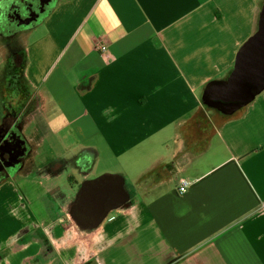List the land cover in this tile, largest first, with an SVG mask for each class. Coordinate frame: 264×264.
I'll return each instance as SVG.
<instances>
[{
  "label": "crops",
  "instance_id": "obj_1",
  "mask_svg": "<svg viewBox=\"0 0 264 264\" xmlns=\"http://www.w3.org/2000/svg\"><path fill=\"white\" fill-rule=\"evenodd\" d=\"M263 4L57 0L23 27L0 15V126L14 109L31 147L0 176V264H264V91L233 114L204 99ZM61 87L59 109L47 93Z\"/></svg>",
  "mask_w": 264,
  "mask_h": 264
},
{
  "label": "water",
  "instance_id": "obj_2",
  "mask_svg": "<svg viewBox=\"0 0 264 264\" xmlns=\"http://www.w3.org/2000/svg\"><path fill=\"white\" fill-rule=\"evenodd\" d=\"M26 3V2H25ZM49 9L55 6L57 0L42 2ZM24 4V3H23ZM28 4V3H27ZM27 4L25 7L27 8ZM41 11L44 12L42 9ZM42 17L35 16L23 20L26 26L40 21ZM264 91V4L258 20V28L241 46L237 53L235 65L228 78L209 82L205 88L206 103L225 114H233L236 110L253 102ZM9 132V131H8ZM12 135L11 133H9ZM8 133L0 137V158L9 154L11 164L6 166L14 169L23 164L28 157L29 147L22 133L17 136L15 144L8 150L2 148L10 140ZM1 162V160H0Z\"/></svg>",
  "mask_w": 264,
  "mask_h": 264
},
{
  "label": "flooded vegetation",
  "instance_id": "obj_3",
  "mask_svg": "<svg viewBox=\"0 0 264 264\" xmlns=\"http://www.w3.org/2000/svg\"><path fill=\"white\" fill-rule=\"evenodd\" d=\"M47 1L48 0H25L22 7L17 6V8L13 9V11H10V14L9 13H5V14L1 13L0 15H1V17L2 16L9 17V15L10 16L14 15L13 18L15 19V22L13 23V25L14 26L18 25L20 27L21 26L23 27L26 25L23 20H26L29 18H34L35 16L43 18L47 14V11H49L51 8L49 9L48 5H45L44 3H42V2H47ZM25 4H27V8L25 7ZM24 8L26 11L24 10ZM42 9L44 10V12L41 11ZM42 18H41V20H42ZM16 19H19V20H16ZM3 28L5 29V27H3ZM8 112H10L8 114L9 118H7L6 122L0 126V137L8 133L7 137H9L10 140L13 139L12 141H8L4 145H1L2 148L7 149V150L15 144V140L17 139V136H14V134L18 133V132L21 133V131H20L21 122L17 121V119H16V122H14L15 116H16L15 110L9 109ZM11 115H13V118H10ZM9 133H11L12 135H10ZM28 147L31 148L30 145ZM4 155L5 156L0 158V160H1V162H0V176L12 174L15 170V168L11 169L9 167H6V166L11 164V159H10L9 154L6 153Z\"/></svg>",
  "mask_w": 264,
  "mask_h": 264
},
{
  "label": "rangeland",
  "instance_id": "obj_4",
  "mask_svg": "<svg viewBox=\"0 0 264 264\" xmlns=\"http://www.w3.org/2000/svg\"><path fill=\"white\" fill-rule=\"evenodd\" d=\"M24 10H25V8H24ZM25 11H26V10H25ZM21 27H22V26H21ZM22 41H23V40H22ZM22 41H19V46L22 44ZM7 49H8V48H7ZM14 50H15V51H14V54H15V53L17 54L16 59H18V60H16V63H17V64H18V63L22 64V63H23V59H22V58L20 59V52H21V50L19 49V47L17 46V44H16V49H14ZM0 51L5 52L4 56L7 55L5 50H3V49L0 48ZM10 63H11V70H12V68L15 69V68H16V64H15V62H12V61L9 60V65H10ZM11 73H12V71H11ZM62 90H63L62 87L59 88V90H58L56 96H54V97H52V95H50V93H47V96L51 99V101H52V102H53V103H54L59 109L62 108V107H61L62 99L60 98ZM2 95H3V94H1L0 97H1ZM5 97H6L8 100L12 98V97H10L8 94H6ZM0 102H1V105H0V110H1V109L3 108V106H4V103H3V100H1ZM7 103H8V102H7ZM17 105H18V104H17ZM246 106H247V105H246ZM244 107H245V106H244ZM242 108H243V107H242ZM4 109H5V108H4ZM63 110H65V109H63ZM7 111H9V110L5 109V116H6V114H7ZM57 118H59V115L57 116ZM65 223H66V222H65ZM66 230H68V228H67ZM76 239H77V237H76ZM76 239H75V238L73 239V240H75L74 242H76Z\"/></svg>",
  "mask_w": 264,
  "mask_h": 264
},
{
  "label": "built area",
  "instance_id": "obj_5",
  "mask_svg": "<svg viewBox=\"0 0 264 264\" xmlns=\"http://www.w3.org/2000/svg\"><path fill=\"white\" fill-rule=\"evenodd\" d=\"M97 46V49L101 52V53H106L108 51V46L106 44H102V43H99V44H96ZM179 188H178V191L181 193V194H185L186 191H187V188L188 186L190 185V181L186 178H180L179 179Z\"/></svg>",
  "mask_w": 264,
  "mask_h": 264
}]
</instances>
